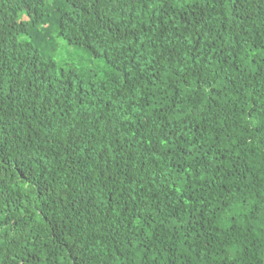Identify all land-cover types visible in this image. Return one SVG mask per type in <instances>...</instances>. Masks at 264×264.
<instances>
[{"label":"trees","instance_id":"obj_1","mask_svg":"<svg viewBox=\"0 0 264 264\" xmlns=\"http://www.w3.org/2000/svg\"><path fill=\"white\" fill-rule=\"evenodd\" d=\"M0 264H264V0H0Z\"/></svg>","mask_w":264,"mask_h":264},{"label":"rangeland","instance_id":"obj_2","mask_svg":"<svg viewBox=\"0 0 264 264\" xmlns=\"http://www.w3.org/2000/svg\"><path fill=\"white\" fill-rule=\"evenodd\" d=\"M56 43H59V49L56 52V56L58 63L61 66L65 67L69 64H81V62L84 61L87 66L97 69L99 73H102L103 69L106 68L102 59H94L81 49H77L72 45H67L66 42L61 39L56 40Z\"/></svg>","mask_w":264,"mask_h":264}]
</instances>
